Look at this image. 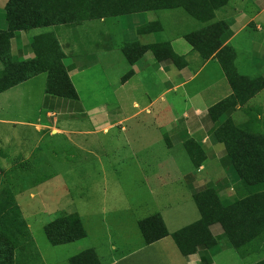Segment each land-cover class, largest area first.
I'll use <instances>...</instances> for the list:
<instances>
[{
	"label": "crops",
	"instance_id": "crops-1",
	"mask_svg": "<svg viewBox=\"0 0 264 264\" xmlns=\"http://www.w3.org/2000/svg\"><path fill=\"white\" fill-rule=\"evenodd\" d=\"M8 1L0 0V22H5ZM193 1L173 0L167 10L58 25L45 28L44 32L36 31L41 29L17 32L10 41V54L18 62L35 58L32 39L46 33L54 35L77 99L47 94L46 73L1 92L0 98L7 103L27 96L34 109L33 123L28 126L67 133L86 127L84 122L95 132L107 135L128 121H135L144 131L146 127L138 124L144 115L151 130L148 138L162 142L166 151L172 153L162 160H172L179 167L176 177L179 193L188 194L198 215V206L207 201L218 209L234 203L241 191L240 179L232 166L223 164L226 152L216 132L233 117V108L238 110L240 105L224 110L217 107L234 95L221 59L233 58L237 74L249 77L253 86L261 79L264 81V0H235L232 4L231 0H225L218 7L208 5L212 0H196L198 4L204 2L200 9L196 6V13L205 18L203 22L191 15ZM189 18L193 21L190 31L186 29ZM217 23H223L225 28L220 45L217 40L210 44L216 48L214 51L201 52L186 41V35L206 31L205 28ZM6 28L7 24L0 30ZM159 45L164 46L167 54L171 50L173 58L156 59L153 52ZM95 73L100 80H94ZM153 75L159 82L156 91L147 85ZM78 87L86 89L91 98L103 99L104 105L87 107ZM261 93L257 92L255 97ZM158 101L160 107L153 114ZM22 103L20 100L19 105L23 106ZM121 131L126 132V128ZM129 159L135 160L136 155H130ZM154 215L164 225L161 215ZM166 233L165 237L143 243L107 264H251L247 259L250 254L238 256L218 223L208 225L205 238L184 247L185 250L175 243L174 233L167 230ZM97 258L102 264L98 255Z\"/></svg>",
	"mask_w": 264,
	"mask_h": 264
},
{
	"label": "rangeland",
	"instance_id": "rangeland-1",
	"mask_svg": "<svg viewBox=\"0 0 264 264\" xmlns=\"http://www.w3.org/2000/svg\"><path fill=\"white\" fill-rule=\"evenodd\" d=\"M233 2L235 0L230 4ZM191 22L190 18L186 19L189 31L193 30ZM4 26L5 22H0V28ZM94 75V80H100L97 73ZM262 80L256 86L249 81L256 93H263L256 97L255 93V99L251 97L244 108H233V117L229 119L236 129L256 119L247 135H264ZM246 84L242 82L244 89ZM147 85L152 91L159 88L155 75L147 80ZM78 89L87 107L104 105L103 99L97 96L92 99L86 89ZM20 100L23 106L19 105ZM3 101L0 98V193L10 187L14 194L31 238L21 243L25 247L34 244L39 254V261L32 264H68L69 258L85 251L96 258L98 255L102 264L111 263L146 243L138 224L156 213L161 215L166 230L172 233L198 220L197 209L188 194L179 193L176 180L179 167L172 160H162L172 153L166 151L162 142L148 138L151 130L146 116L138 121L140 126L146 127L144 131L135 121H128L122 125L126 132L119 127L107 135L95 132L96 129L84 122L86 127L67 133L55 128L28 126L33 123L34 109L27 102V96L7 103ZM158 107L159 101L153 114ZM82 130L91 131V134H83ZM130 155H136V159H129ZM70 215L80 220L85 237L69 245L51 246L43 227ZM255 245L243 247L250 254L247 259L251 264H264V240L259 241L257 247ZM18 254L16 264L23 262Z\"/></svg>",
	"mask_w": 264,
	"mask_h": 264
},
{
	"label": "trees",
	"instance_id": "trees-1",
	"mask_svg": "<svg viewBox=\"0 0 264 264\" xmlns=\"http://www.w3.org/2000/svg\"><path fill=\"white\" fill-rule=\"evenodd\" d=\"M172 1L9 0L4 15L7 28L0 30V64L2 66L0 93L46 73L47 94L70 100L77 99V94L61 63L63 53L54 35L46 33L32 39L31 46L35 58L18 62L13 60L10 54V41L17 32L58 25H79L85 21L132 13L167 10L171 8ZM224 3L225 0H212L208 5L218 7ZM197 4L196 0L193 1L191 15L203 22L205 18L196 13V6L199 5L200 9V4ZM223 28H225L223 23H217L205 28L206 31L190 33L185 39L194 49L209 53V50L216 49L210 45L214 40H217L220 45ZM153 54L159 60L173 58L171 50L170 54H167L164 46L161 45L154 50ZM221 62L234 95L220 102L217 107L219 110H224L239 104L240 109L244 108L256 92L248 78L237 74L233 58L229 60L222 58ZM245 81L247 84L244 89L242 82ZM249 90H251L250 93ZM256 113L259 115L260 110ZM256 121L251 119L246 125L236 129L228 119L217 130L216 138L223 144L226 152L223 164L235 169L240 179L241 191L234 203L230 205L227 203L222 209L215 207L211 201L199 205V221L173 234V239L181 250L203 240L206 228L212 223H218L222 227L225 238L241 258L248 254L244 248L254 244H256L254 247H257V243L264 240V135L246 134L255 126ZM139 225L141 229H147V232L142 230L141 234L143 233L142 236L147 239L148 244L167 235L158 215L140 221ZM43 231L51 246L69 245L85 237L82 224L75 215L56 219L45 225ZM28 238L31 239L30 232L22 219L14 194L10 187L4 188L0 193V264H16L15 257L20 249L18 257L23 261L20 264H32L33 261H39L36 246L33 244L32 247L28 245L25 247L21 243ZM94 260V264H99L93 253L85 251L70 258L68 264H93Z\"/></svg>",
	"mask_w": 264,
	"mask_h": 264
}]
</instances>
